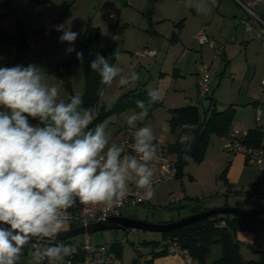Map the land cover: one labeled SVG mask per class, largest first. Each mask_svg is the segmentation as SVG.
<instances>
[{
  "label": "crops",
  "instance_id": "0c3cea01",
  "mask_svg": "<svg viewBox=\"0 0 264 264\" xmlns=\"http://www.w3.org/2000/svg\"><path fill=\"white\" fill-rule=\"evenodd\" d=\"M211 1L207 0L211 11L208 14H202L194 7L186 6V0H0V29L13 32L20 23L28 28L30 34L29 47L21 50L17 60H14L16 46L13 42L3 40L0 34V67L16 65L26 67L34 64L46 51L52 54L55 50H60V53L65 50L66 58L68 57V42L59 40L63 34L61 31H54L47 37L41 35L42 24L46 20H59L66 30L70 29L78 33L77 39L82 38L87 24L96 26L100 31V46L103 48L105 58L109 59V63L120 68L121 75L127 76L135 71L140 76V79L131 86H120L119 77L111 85H104L106 98L100 99L99 104L109 108L108 105L112 106L120 94L129 90L158 89L162 104L156 107L150 116L138 120L136 127L150 125L155 136L154 142L157 141L166 147L175 139V134L169 129V109L199 104L201 100L198 99L197 90L199 65L207 63L212 67V62L216 58L211 53L210 47L197 39L198 31L203 29L215 44L225 42L226 44H223V53L217 66L215 65L213 80H217L216 86L213 87L212 84L211 92L205 98L206 107L203 110L200 109L201 112L209 109L210 105L218 108L219 103L218 109H223L233 104L235 112L232 124L234 126L247 130L259 127L264 131V117L260 120L255 118V107L264 102V86L261 85L264 72L259 79L255 77L256 66L250 72L248 65L252 66L253 60H247V64L236 73L231 51L235 43H227L229 40L236 42L239 40L248 44L252 38H259L261 41L264 39L256 35L254 28L248 31L243 25L235 23V19L247 16L244 9V14H240L229 1ZM256 9L264 14V3L259 4ZM228 22L231 25L228 26ZM143 47L156 49V55L136 59L135 51ZM262 49H264V43H262ZM81 52L83 62L77 59L72 64L69 87L53 73L56 64L66 58L50 60L53 64L47 70L40 66L46 73V83L49 86H58L60 98L66 101L77 93L82 95L85 84V63L92 55H97L95 46H90L88 50ZM227 69L228 75L223 78ZM133 112L139 111L127 109L117 113L121 116L122 125L119 128L121 136L120 139L116 136L112 137L109 140L110 143H123L130 131L129 128H132L134 133L135 128L127 124V118ZM32 123L39 124V121H32ZM217 136L221 138L220 135ZM132 139L134 140L133 135ZM222 159L225 162L229 161L226 177L231 186L249 184L264 195V171L248 163L245 155L240 152L225 154ZM181 177L175 176L171 180L156 184L159 201L163 199L165 193H172L178 185L182 187ZM187 195L190 196V194ZM158 241L161 243L163 237L160 236ZM114 243L118 241L110 244L111 250L121 258L120 248L119 254L116 253ZM176 255L181 260L180 263L164 258L163 255L155 258L153 263L183 264V257Z\"/></svg>",
  "mask_w": 264,
  "mask_h": 264
},
{
  "label": "clouds",
  "instance_id": "9594fccd",
  "mask_svg": "<svg viewBox=\"0 0 264 264\" xmlns=\"http://www.w3.org/2000/svg\"><path fill=\"white\" fill-rule=\"evenodd\" d=\"M186 6L202 14L211 11L207 0H186ZM56 30L63 33L59 40L70 45L78 37L63 25ZM76 56L82 63L83 53L76 52ZM90 68L106 86L117 77L120 86H131L140 79L135 71L121 75V69L99 53ZM45 74L34 64L0 67V264H18L29 245L37 264L46 259L56 264L72 256V245L44 246L34 240H55L69 219L67 210L77 203L111 209L126 198L132 177L139 189L152 186L150 162L158 147L152 127L136 124L161 99L160 91L149 90L147 103L137 100L140 111L128 116L127 124L135 128L134 142L110 143L103 125L89 127L95 109L84 107L78 93L67 101L61 99L59 87L49 86ZM97 94L106 98L103 88ZM37 120L39 124L32 123ZM182 127L187 132L179 142L187 153L196 125ZM129 147L136 156L124 155Z\"/></svg>",
  "mask_w": 264,
  "mask_h": 264
},
{
  "label": "rangeland",
  "instance_id": "374dc122",
  "mask_svg": "<svg viewBox=\"0 0 264 264\" xmlns=\"http://www.w3.org/2000/svg\"><path fill=\"white\" fill-rule=\"evenodd\" d=\"M226 1H229L233 8L237 9L240 14H244L243 9L246 11V9L235 0H232L233 2L230 0ZM211 2H213V0ZM251 8L264 16V14L260 13V10L256 9V7L251 6ZM225 22H227V20H225ZM229 24L230 23L228 22V26ZM261 39H264V36H261ZM227 43H235V46H232L231 51L233 52V63L236 73L240 72V68L247 64V60H253L252 66H248L250 72L252 69H254V66H256L257 70L255 77L259 79L261 73L264 72V55H262V50H264L262 49V43H264V40L261 41L259 38H252L248 44L239 42V40L237 42L229 40ZM222 44L225 45L226 42ZM210 49L211 53H213V49ZM65 52V50L61 53L60 50H55L51 54L46 51L38 57V60L34 63V65H37L38 67L42 66L45 70H47L48 68H51L53 64V62L51 63L50 60L55 58H66L67 55H65ZM215 57L216 58H214L212 62V67L205 63L208 65V67H210L209 70L212 75L213 87H215L217 83V80H213L215 65L220 60L219 58L221 56L218 55ZM227 75L228 69L223 78ZM206 101L207 100L205 98H201L198 104L201 110L206 107V104H204ZM109 106L111 105H108V107ZM99 107L95 110V113H97ZM217 107L220 108L219 103L217 104ZM120 117L121 116H118L117 113L111 114L110 116H107L100 122L96 123L94 128L97 125H103L106 129L109 140L115 136L117 139H120L121 130L119 128L122 125ZM129 129L131 130L132 128ZM220 139L221 138H219V136L216 134L212 135L203 159L200 161H191L185 166L184 172L181 175L183 180L182 187L181 185H178L172 193H165L161 201L158 200V187H156L153 190V197L149 202L134 207H127L123 210L122 214L124 216L135 217L150 223H161L174 221L182 217L192 215L196 213L195 210L198 209L203 211L205 209L220 206H231L248 209L264 204V195H261L256 189L252 188L251 185L243 183L240 185L238 184L231 186L226 177L229 161L225 162L222 157H225V154H231L233 152L225 150ZM253 165L256 167L255 164ZM135 180L136 178L132 177L128 184H130V182L135 184ZM187 194H190V196ZM72 226L73 225L67 221L66 226L62 231L70 229ZM92 236L96 242L105 243L107 245L118 241L120 256L123 264H130V262H133V259H137V261L142 263L144 259L149 258L151 255L150 251L152 246L144 245L142 242L158 240L161 236V233L138 228H130L126 230L102 229L93 232ZM81 237L82 235L79 234L72 237L71 239L78 240L81 239ZM234 237L240 242V252L242 256L246 259H256L258 257V252L249 249L248 245L255 243L257 245L264 246V223L251 224V226L240 228L235 231ZM50 241L51 240H34V242H39L44 246H48ZM30 251L31 245L25 248L24 255L21 257L18 264H37V262L30 255ZM221 252V244L217 242L213 243L211 245L210 253L206 258L207 264H211L215 258L220 256ZM163 257H166L167 259L176 263H180L181 261L176 254L172 253H166L163 255Z\"/></svg>",
  "mask_w": 264,
  "mask_h": 264
},
{
  "label": "trees",
  "instance_id": "16d2710c",
  "mask_svg": "<svg viewBox=\"0 0 264 264\" xmlns=\"http://www.w3.org/2000/svg\"><path fill=\"white\" fill-rule=\"evenodd\" d=\"M0 34L3 40L13 42L16 46L14 60L18 59L23 48L29 47L28 37L30 34L28 28L20 23L17 25L15 31L6 32L0 29ZM99 38V28L87 24L82 38L76 39L71 45L67 43L68 48L74 47L75 51L69 52L68 57L60 60L53 69V73L60 78L66 86L69 87L71 66L77 60L76 52L86 51L90 46H95L97 54L99 53L105 57L103 48L99 43ZM95 58L96 56L92 55L85 63V84L84 92L81 96L84 107H93L96 110L99 107L98 105L101 99L97 92L98 89L103 88L104 85L100 83L99 75L90 68V63ZM148 92L149 90L144 88L129 90L120 94L109 108L100 105L97 113H95L94 121L89 126L90 129H93L96 123L113 113H121L127 109L140 111V109L136 107V101L142 100L147 103L149 99ZM161 104V100L152 104L148 116H150L153 110ZM210 106L209 113V109L201 112L199 106L196 104H188L169 109V129L171 133L175 134V139L168 143L166 147L168 152L176 160V176H181L183 174L184 167L189 162L203 159L212 134L221 135L227 130L229 125L232 124L235 112L233 104H229L223 109H218L215 105ZM185 124L196 125L193 133L195 139L191 142V148L187 153L184 151V146L179 142L180 136L187 132V129L182 127ZM243 142L251 147L264 148V131L259 127L248 129L247 135L243 138ZM185 155L191 157L190 161L184 159ZM257 223H264V215L238 217L229 213H218L205 219L185 224L176 229L162 232L161 236L163 240L166 238H175L181 247L187 248L192 257V264H207L206 258L210 253L211 245L216 242L221 244L222 252L211 264H264V246L255 243L252 244L253 248L251 250L256 251V249H259V251H256L258 252V257L256 259H246L240 252V242L234 237L236 230ZM55 242L56 240H51L48 246L54 245ZM142 244L152 246L150 251L151 255L149 258L144 259L142 263L134 259L133 263L135 264H154L153 261L156 257L168 252L164 245L158 240L143 241ZM113 247L117 249L116 253L119 254V243H114Z\"/></svg>",
  "mask_w": 264,
  "mask_h": 264
},
{
  "label": "built area",
  "instance_id": "2783aa9c",
  "mask_svg": "<svg viewBox=\"0 0 264 264\" xmlns=\"http://www.w3.org/2000/svg\"><path fill=\"white\" fill-rule=\"evenodd\" d=\"M243 8L246 9L248 17L235 19L236 24H241L246 30L255 28L258 37L264 36V16L251 8L257 7L264 3V0H235ZM63 25L59 20H46L42 24L41 35L50 36L56 30V26ZM257 27V28H256ZM197 39L202 44H207L213 49L214 56H221L223 53V44H215L208 37L206 32L201 29L197 33ZM156 49L143 47L135 51V58L140 60L146 56H155ZM261 85L264 86V77L261 78ZM212 88V75L209 67L205 63H200L197 71V90L198 99L207 98ZM264 117V102L255 107V118L260 120ZM133 130L128 132L122 144L131 145ZM247 135V129H241L233 124H230L227 130L220 135L222 146L225 150L236 153H243L246 161L250 164H255L259 169L264 171V148H255L246 145L243 138ZM157 147V156L150 162V167L153 170L152 186L148 190L139 189L135 184H128L126 198L122 201H117L111 209L104 205H81L77 203L72 208L68 209V221L76 227L78 225H87L92 222H108L112 217L122 216V212L127 207H134L140 204L149 202L153 197V190L159 182L171 180L176 176L177 166L175 158L168 152L167 147L154 142ZM124 155L137 154L131 149ZM81 239H57L55 244H66L74 247V253L70 257L64 258L62 261H57L56 264H123L121 258L117 256L110 247V244L96 242L93 239L92 233L85 232L81 234ZM74 237V236H73ZM169 253L178 254L183 257V264H192V257L187 248L180 246L175 238H166L161 242ZM42 264H49L46 259ZM135 264V263H130Z\"/></svg>",
  "mask_w": 264,
  "mask_h": 264
},
{
  "label": "water",
  "instance_id": "95a60500",
  "mask_svg": "<svg viewBox=\"0 0 264 264\" xmlns=\"http://www.w3.org/2000/svg\"><path fill=\"white\" fill-rule=\"evenodd\" d=\"M218 213H229L238 217H249V216H259L264 215V204L254 208L242 209L238 207L231 206H220V207H212L209 209H205L203 211L196 212L192 215L182 217L180 219L168 222L161 223H150L143 220H140L131 216H118L112 217L108 222H92L87 225H78L76 227H71L65 231H61L58 237L55 239H67L73 236L83 234L85 232L93 233L95 231H99L102 229H142L153 232H167L178 227H181L185 224L192 223L194 221L205 219L213 214ZM47 240V239H45ZM248 248L252 249L253 246L250 244ZM259 251V249H256Z\"/></svg>",
  "mask_w": 264,
  "mask_h": 264
}]
</instances>
